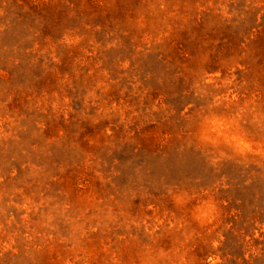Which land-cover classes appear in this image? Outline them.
<instances>
[{
	"label": "rangeland",
	"instance_id": "1",
	"mask_svg": "<svg viewBox=\"0 0 264 264\" xmlns=\"http://www.w3.org/2000/svg\"><path fill=\"white\" fill-rule=\"evenodd\" d=\"M0 264H264V0H0Z\"/></svg>",
	"mask_w": 264,
	"mask_h": 264
}]
</instances>
